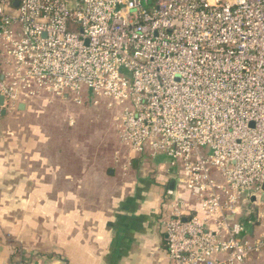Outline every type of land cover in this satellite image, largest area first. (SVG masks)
Returning <instances> with one entry per match:
<instances>
[{
	"label": "built area",
	"instance_id": "obj_1",
	"mask_svg": "<svg viewBox=\"0 0 264 264\" xmlns=\"http://www.w3.org/2000/svg\"><path fill=\"white\" fill-rule=\"evenodd\" d=\"M86 92L122 144L182 173L166 192L171 264L264 248L237 220L250 205L264 223V0H0V111Z\"/></svg>",
	"mask_w": 264,
	"mask_h": 264
},
{
	"label": "crops",
	"instance_id": "obj_2",
	"mask_svg": "<svg viewBox=\"0 0 264 264\" xmlns=\"http://www.w3.org/2000/svg\"><path fill=\"white\" fill-rule=\"evenodd\" d=\"M33 103L43 112L53 107L49 118L38 122L41 129L27 118ZM89 104L95 105L87 92L81 103L71 95L41 93L11 107L12 117L6 106L1 109L0 264H171L165 222L172 199L166 192L182 173L165 155H146L150 166L144 155L125 149L117 114L105 105L96 119L112 112L118 144L108 157L92 156L98 142L76 138L81 131L91 136V115L84 107ZM19 115L25 127L8 128ZM81 200L84 208L77 209ZM248 207L237 220L244 227L241 240L254 244L264 223ZM35 210L41 218L28 217ZM14 214L18 220L11 219ZM238 264H264V248Z\"/></svg>",
	"mask_w": 264,
	"mask_h": 264
},
{
	"label": "rangeland",
	"instance_id": "obj_3",
	"mask_svg": "<svg viewBox=\"0 0 264 264\" xmlns=\"http://www.w3.org/2000/svg\"><path fill=\"white\" fill-rule=\"evenodd\" d=\"M102 105L103 104H98V105H93V106L91 104L84 105L85 110H88V112H89L88 115H91V117H89L90 121L92 123V126L89 125V126H91V129L89 132V133H91V136L85 137L88 134L87 131L85 133L81 131V132L77 133L76 138H77V140L81 141L82 143H83V141H88L89 143H91V142L97 143L98 142L97 147L93 148L91 155L95 156V155H99V154H102V155L106 154L108 157V154L111 155L115 151L114 145L116 144V142L118 144V139H117L116 132L114 131V128L112 127L113 125H111V124H113L111 119H110L112 112L109 111V112L105 113L106 115L104 117L100 118V120L102 119L101 121L96 119L98 117V116H96L97 111L99 112L101 110V108H103ZM6 108H7V111L10 113L9 117L10 116L12 117L16 113L15 112L16 109L15 108L11 109L10 104L6 105ZM31 108L34 112L29 114L30 116H28L27 118H29L28 120L31 123L35 124L38 129H41L40 123H38V122L41 121L44 117L46 119H48L49 117L47 116V114H48V112L52 111L53 107L51 108V106H50V107L46 108L48 110V112L47 111L46 112L41 111V109L43 107L38 105V104H34ZM82 108L83 107H79L80 110H82ZM41 112H43V113H41ZM24 118H22V116H20V115L17 116L15 118V120H13L12 124L10 125L11 127L8 126V128H11V130H13L15 128L21 129V128L25 127V126H21V125H25ZM82 119H83V117L79 116V122L80 121L82 122ZM82 126H84V125L82 124ZM11 130L8 131V134L10 133ZM18 134H19V132H18ZM18 134H16V136H18ZM82 134H85V135L83 136ZM95 145L96 144H94L93 146H95ZM123 147L125 149H128L124 144H123ZM143 162H145L146 165L152 166V162H150V160L148 159V157L146 155H144ZM79 203H81V204L77 205V209H80V208L83 209L84 208V206L82 204L83 200L79 201ZM253 210H255V208H253ZM40 211L41 210H35L33 213H29L28 217L29 218H31V217L32 218H34V217L41 218V215H40L41 212ZM18 214H16V215L14 214V216H17V217H15V218L12 217L11 219L12 220H14V219L18 220L19 219ZM0 215H3V213L1 212ZM77 218H83L82 212L81 213L77 212ZM48 219H51V216H49Z\"/></svg>",
	"mask_w": 264,
	"mask_h": 264
},
{
	"label": "water",
	"instance_id": "obj_4",
	"mask_svg": "<svg viewBox=\"0 0 264 264\" xmlns=\"http://www.w3.org/2000/svg\"><path fill=\"white\" fill-rule=\"evenodd\" d=\"M2 104H3V98L2 97H0V106H2ZM263 191H264V185H263ZM251 202L253 203V204H260V203H263L264 202V195L263 196H261L260 198H251Z\"/></svg>",
	"mask_w": 264,
	"mask_h": 264
}]
</instances>
